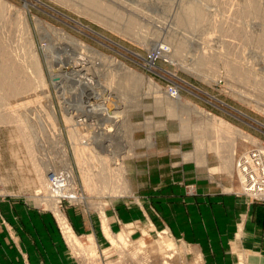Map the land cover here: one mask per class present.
<instances>
[{"label": "rangeland", "instance_id": "1", "mask_svg": "<svg viewBox=\"0 0 264 264\" xmlns=\"http://www.w3.org/2000/svg\"><path fill=\"white\" fill-rule=\"evenodd\" d=\"M97 1L88 5L85 0H0L1 37L9 40V48L13 43L15 49L11 50H17L19 58L25 56L20 58L23 64L30 63L26 73H34L33 78L28 76L31 83L40 74L44 78L39 79L45 81L42 86L36 80L42 87L33 83L36 86L30 94L23 95L30 101L19 96L10 99L15 107L23 101L30 103L29 107L24 102L23 108L18 107L23 116H12L17 120L12 122L11 116L4 114L11 120L6 121L3 113L9 111V106L0 105L2 120L7 122L0 123V264H16L26 258L20 238L27 236V230L42 231L36 224L46 220L44 217L49 218V226L44 229L59 233L68 264H132L133 255L143 260L142 264H154L160 258V243L166 240L173 242L178 251L172 264H181L183 259L186 264H199L198 258L203 264H219L220 253L242 249L236 244L227 250L219 246L218 231L210 229L217 228L218 223L208 221L219 213L216 204L213 207L214 203H209L204 211L201 203L189 206L185 200L198 195L197 182H201L210 187V197L232 194L264 204L246 193L239 167L240 161L254 162L257 153L264 157V40H260L264 34V0H258L261 8L252 9L246 8L252 0ZM191 6L192 22L182 24L180 18ZM198 8L206 13L201 22ZM256 9L263 12L258 10V14ZM37 61V70L41 69L38 74L32 67ZM238 62L243 65L241 71L233 69ZM25 66L17 74H22ZM123 75L128 76V82ZM129 78H135V85L131 82L133 89ZM120 79L126 81L121 80L122 86L131 91H124L119 83L127 93L117 88L124 95L116 102V83ZM199 111L226 121L250 138L233 134L237 139L228 136L234 147L231 150L226 146L225 156L216 149L201 155L195 137L202 126L212 127L213 122ZM22 121L27 130L25 124H20ZM185 121L191 124L190 129ZM21 130L32 136L27 138ZM211 130L208 129L210 138ZM160 133L164 142L157 148L154 141ZM215 138L214 135L211 140ZM77 141L89 147L87 155L78 156ZM233 153L234 161L230 157ZM98 156L100 160L107 157L112 168L125 167L122 176L128 189L125 185L123 192L107 190L108 194H103L101 187L93 188L84 181L83 174L89 171L87 164L99 163ZM226 157L232 159H223ZM192 165L202 171L206 182L196 178ZM176 188L183 189L182 197L175 196ZM172 211L180 215V224L170 217ZM187 211L191 221L186 220ZM200 217L207 220L200 221ZM123 232L130 233L132 243L118 248L111 237ZM72 237L79 240L83 250L96 247V254L85 257L78 253L69 241ZM141 240L147 247L141 248L144 254L137 249ZM55 249L48 244L44 248L52 261L55 253L61 254ZM140 250L145 256L139 254ZM242 256L235 264H247Z\"/></svg>", "mask_w": 264, "mask_h": 264}, {"label": "bare ground", "instance_id": "2", "mask_svg": "<svg viewBox=\"0 0 264 264\" xmlns=\"http://www.w3.org/2000/svg\"><path fill=\"white\" fill-rule=\"evenodd\" d=\"M83 1V0H82ZM86 2H87V4L88 5H91V4H95L96 3V1H95V3L93 2V0L92 1H89V0H85ZM89 1V2H88ZM99 1V0H98ZM97 1V2H98ZM255 1H257V4H255L254 2ZM243 2H245V0L243 1ZM3 3V2H2ZM98 3H100V2H98ZM97 3V4H98ZM196 3V2H195ZM201 3H202V1H201ZM247 3V2H246ZM100 4H102V3H100ZM195 5V4H194ZM258 0H252V1H249L248 2V4H247V6H246V8L248 7V8H250V9H252V8H261V7H258ZM86 6V5H85ZM94 6V5H93ZM98 6V5H97ZM100 6V5H99ZM196 6H197V4H196ZM196 6H195V8H196ZM198 6H200V5H198ZM242 6H243V4H242ZM84 7V6H83ZM91 7V6H90ZM90 7H89V10H90ZM183 7H184V5H183ZM244 7V6H243ZM242 7V8H243ZM188 8V7H187ZM194 8V9H195ZM247 8V9H248ZM100 10H101V12L102 13H104L105 11H103L102 9H104V8H99ZM199 9V8H198ZM249 9V10H250ZM94 10V9H93ZM92 10V11H93ZM97 10H98V8H97ZM96 10V11H97ZM248 10V11H249ZM255 10V9H254ZM257 10V9H256ZM259 10V9H258ZM257 10V12L256 13H258V14H261L259 11ZM185 11V10H184ZM252 11V10H251ZM251 11H249V12H251ZM248 12V13H249ZM254 12V11H253ZM93 13V12H92ZM102 13H100L101 15H102ZM114 13V12H113ZM197 13V16H198V20L201 22V20L204 18V15L206 14L205 12H204V10H203V8H201V9H199L198 10V12H196ZM97 14V13H96ZM106 14V13H105ZM108 14H109V12H108ZM179 14V13H178ZM194 14V11H193V9H192V6L191 7H189L188 8V11H187V13H186V16H183V18H180V22L183 24H186V23H190V22H192V18H191V15H193ZM95 15V14H94ZM108 16V15H107ZM116 16V15H115ZM206 17V16H205ZM262 17H264V15L262 16ZM122 18V17H121ZM102 19H106L104 16H103V18ZM110 19V18H109ZM264 19V18H263ZM205 20V19H204ZM109 21V20H108ZM203 21V20H202ZM116 22V21H115ZM120 22V21H119ZM195 22V21H194ZM121 23V22H120ZM129 23V22H128ZM133 23V22H132ZM132 23H130V24H132ZM264 23V22H263ZM191 24V23H190ZM193 24V23H192ZM186 26V25H185ZM189 26V25H188ZM238 27V26H237ZM239 29V28H238ZM242 30V29H241ZM264 30V29H263ZM1 32V31H0ZM2 34H3V32H2ZM3 37V36H2ZM1 37V34H0V93H2L4 96L2 97V94L0 95L2 98H0V100H1V102H0V105L2 106V104H4V105H7V106H9V107H7L8 109H9V111L7 110V112H9L8 114H7V112L6 113H3V116H4V114H6V115H8V116H11V120L13 119V120H17V119H15V118H12V116H16V118H18V116H21L22 115V111L20 112V110H19V108L18 107H22L23 106V102L24 101H26L27 99H28V97L27 96H25V97H23V95L25 94H27V93H29L31 90H32V88H34V86H36V85H38V86H36V87H39V86H41L42 85V83L43 82H45V81H41L43 78H41V75L42 74H40L39 76H40V79H39V76H37L36 74V77H38V79L40 80L39 82H41V85L39 84V82H38V84H36L35 83V81L37 80L38 81V79L37 78H35V79H33V81L34 82H32L31 83V81L32 80H30L31 79V77H32V73H31V76H30V73L28 74V73H26V67H28L29 65H30V63H29V65H27V63H25L26 64V66H25V64H23L22 62H21V59H23V56H21L20 58H19V56L21 55H18L19 53L18 52H16V51H14V46H12V44H11V48H14L13 49V51L15 52V53H17V55H15V53H13V51L11 50V48H9L10 47V45H9V43L7 44L6 42L7 41H9V40H4L3 38ZM5 37V36H4ZM245 37V36H244ZM247 37V36H246ZM8 39V38H7ZM248 39V37L246 38V40ZM260 40H264V34L260 37ZM262 42H264V41H262ZM82 44V43H81ZM27 46H29V45H27ZM82 48H84V47H82ZM20 49V48H19ZM24 49V48H23ZM32 49V48H31ZM81 50V49H80ZM19 51V50H18ZM30 52V51H29ZM32 52V51H31ZM47 52V51H46ZM93 52L95 53V50H93ZM25 54H26V52H24ZM27 54H29V53H27ZM33 54V53H32ZM66 54V53H65ZM25 57V56H24ZM33 57V56H32ZM86 57V56H85ZM207 57V56H206ZM209 57V56H208ZM215 57V56H214ZM84 58V57H83ZM25 59V58H24ZM204 60H205V57H204ZM203 60V61H204ZM208 60V59H207ZM35 61V60H34ZM33 62V61H32ZM22 63V64H21ZM35 63L36 62H34V66H32L33 67V69L35 68L36 69V72H37V74L38 73H40V70L38 71L37 70V68L38 67H40V66H38V65H40L39 63H38V61H37V63H36V65L37 66H35ZM85 63H86V61H85ZM203 63V62H202ZM95 64V63H94ZM231 64H233V63H231ZM238 64H239V62H238ZM25 66V69L24 68H22V69H24V70H22L23 71V73L22 74H24L25 73V75H22L21 73H18L17 74V72L19 71L18 69L20 68V67H22V66ZM49 65V64H48ZM228 65V64H227ZM230 65V64H229ZM236 65V64H235ZM52 66V65H51ZM238 66V67H237ZM236 66V68H233L234 70H236V71H241L242 70V64L240 63L239 65H237ZM100 67V66H99ZM31 68V67H30ZM50 68V67H49ZM86 68V67H85ZM98 68V67H97ZM244 68V67H243ZM241 69V70H240ZM245 69V68H244ZM18 70V71H17ZM29 70V68H27V71ZM79 70V69H78ZM32 71H34V70H32ZM50 71V70H49ZM20 72V71H19ZM35 72V71H34ZM35 72V73H36ZM99 72V71H98ZM103 72V71H102ZM118 72V71H117ZM110 73V72H109ZM129 73V72H128ZM134 73V72H133ZM21 74V75H20ZM34 74V73H33ZM240 74V73H239ZM250 74V72L249 73H244V75L245 76H248ZM34 75V76H35ZM111 75H114V74H111ZM128 75V74H127ZM130 75V74H129ZM132 76L133 75H135V74H131ZM28 76H30V79H29V77ZM105 76V75H104ZM132 76H131V78H132ZM97 77V76H96ZM112 77H114V76H112ZM111 77V78H112ZM118 77V76H117ZM126 75L124 76L123 75V79L125 80L126 78H127V82H128V76L126 77ZM134 77V76H133ZM141 77V76H140ZM33 78V77H32ZM99 78V77H98ZM121 78V77H120ZM135 78H136V75H135ZM134 78V79H135ZM142 78V77H141ZM246 79L248 78V77H245ZM104 79V78H103ZM134 79H130L129 78V83L131 84V82L134 80ZM249 79V78H248ZM122 79H120V81H121ZM136 80H137V78H136ZM118 81V84L116 83V85L118 86L119 85V83H121V86L123 85V82L124 83H126V81ZM135 81V80H134ZM133 81V82H134ZM140 81V80H139ZM132 82V83H133ZM138 82V81H137ZM33 83H35L36 85H34ZM128 83V84H129ZM136 83V82H135ZM135 83H133V85H135ZM33 84V85H32ZM111 84H113L114 85V83H111ZM128 84H126V85H128ZM112 85V87H111V85H109L111 88H113L114 89V91H115V85L113 86ZM132 85V84H131ZM131 86L130 88L131 89H133L132 87H134V86ZM42 86H44V85H42ZM41 86V87H42ZM116 86V90L117 91H115V95L116 96H114V98H116L115 100H116V102L119 100V98L120 97H122L124 94L122 93V92H124V91H126V88H127V91L128 90H130L131 91V89L129 88V87H124V86H122V87H124L123 89H125L124 91H122L123 89H121L120 87V85H119V87H117ZM91 87V86H90ZM117 88H120L121 89V91H120V89H117ZM129 88V89H128ZM37 90L36 91H38V88H36ZM40 89V88H39ZM44 90V89H43ZM112 90V89H111ZM120 92H119V91ZM34 92V91H33ZM113 92V91H112ZM117 92V93H116ZM38 93V92H37ZM124 93H127V92H124ZM30 94V93H29ZM33 93H31V95H32ZM39 94V93H38ZM98 94V93H97ZM20 95H22V97L20 96ZM31 95H28V96H31ZM36 95V94H35ZM16 96H19L20 98H22V100L25 98V100L22 102V100H20L22 103L21 104H16V107H15V105L14 104H12L13 102H11L10 101V99L11 98H15ZM44 96H46V95H43V97ZM18 97V98H19ZM26 97H27V99H26ZM33 97V96H32ZM35 97V96H34ZM39 97V96H38ZM131 97V96H130ZM19 98V99H20ZM127 98V97H126ZM16 99V98H15ZM14 99V102L15 101H18V99L17 100H15ZM29 99L31 100V98L29 97ZM28 99V100H29ZM47 99V98H46ZM111 99H112V96H111ZM122 99V98H121ZM4 100V101H3ZM12 100V99H11ZM29 100V101H30ZM35 100V99H34ZM38 100V99H37ZM73 100V99H72ZM97 100V99H96ZM3 101V102H2ZM9 101L11 102V104L14 106V107H12L11 106V104L9 103ZM32 101H33V99H32ZM31 101V102H32ZM36 101V100H35ZM34 101V102H35ZM40 101V100H39ZM46 101H49V100H46ZM46 101H44L43 100V102L45 103ZM37 102V101H36ZM112 103H116L115 101H111ZM120 102V101H119ZM2 103V104H1ZM17 103V102H16ZM18 103H20V102H18ZM25 103V106H26V102H24ZM29 103V102H28ZM49 103V102H48ZM128 103V102H127ZM110 104V103H109ZM3 105V107H5ZM28 105V104H27ZM29 105H30V103H29ZM29 105H28V107H29ZM34 105V104H33ZM36 105V104H35ZM34 105V106H35ZM43 105V104H42ZM42 105H40L41 107H42ZM63 105V104H62ZM100 105H101V103H100ZM11 106V107H10ZM32 106V105H31ZM30 106V107H31ZM33 106V107H34ZM38 106V105H37ZM39 106V107H40ZM104 106V105H103ZM2 107V108H3ZM27 107V108H28ZM40 107V108H41ZM88 107V106H87ZM185 107V106H184ZM6 108V109H7ZM18 108V109H17ZM23 108V107H22ZM4 110H6L5 108H3ZM41 109H43V108H41ZM66 109V108H65ZM180 109V108H179ZM183 109V108H182ZM29 110V109H28ZM33 110H34V108H33ZM36 110V109H35ZM49 110V109H48ZM173 110H175V109H173ZM39 111V110H38ZM177 111V110H176ZM183 111H186V110H184L183 109ZM188 111V110H187ZM2 112L3 111H1L0 110V114H2ZM25 112V111H24ZM23 112V113H24ZM26 112H27V110H26ZM36 112V111H35ZM34 112V113H35ZM69 112V111H68ZM202 115H205L208 119H211V120H208V121H210V122H213V123H211L212 124V127H207L206 126V128L205 127H201L202 129L200 130L201 131V133L200 134H197V136L195 137V141H196V144H197V146H196V149L198 148L199 149V151H202V152H199L200 154L202 153L203 155H206L208 152H209V150L208 149H216L217 151H216V153H225V151H227V148H226V146H229V149H231L232 150V148L231 147H234V144H231V142L232 141H230L229 139L231 138L232 140H233V137L234 136H236L237 135V137L239 138V136L241 135V137L243 136V138L244 137H246V139L247 138H250V137H248L247 135H245L241 130H239V129H237L236 127H233L232 125H230L229 123H227L226 121H224V120H222V119H219V118H217V117H214V116H209L208 117V115H210L208 112H205V111H199ZM30 113V112H29ZM34 113H31V114H34ZM50 113V112H49ZM80 113V112H79ZM117 113H119V112H117ZM36 114V113H35ZM42 114V113H41ZM66 114V113H65ZM94 114V113H93ZM199 114V113H198ZM6 115L4 116L5 117V120L8 118V120H10L9 119V117L7 116V118H6ZM25 115V114H24ZM119 115V114H118ZM1 116V115H0ZM23 116V115H22ZM25 116H27V115H25ZM76 116V115H75ZM201 116V115H200ZM4 117H0L1 119H0V123H1V120H2V118H4ZM35 117V116H34ZM204 117V116H203ZM211 117V118H210ZM117 119V118H116ZM4 120V119H3ZM2 120V123H4L5 121H3ZM10 120V121H11ZM13 120H12V122H13ZM34 120H35V118H34ZM7 121V120H6ZM10 121L8 122V123H10ZM20 121V120H19ZM23 121H25L24 119H23ZM23 121L20 123V124H23ZM115 121V120H114ZM12 122H11V124H12ZM14 122H16V121H14ZM35 122V121H34ZM190 122V121H189ZM5 123H7V122H5ZM16 123H18V122H16ZM29 123V122H28ZM32 123V122H31ZM185 123H186V121H185ZM188 123V122H187ZM186 123V124H187ZM25 124V123H24ZM24 124H23V126H24ZM30 124V123H29ZM184 124V123H183ZM185 124V125H186ZM206 125H207V122L205 123ZM32 125V124H31ZM34 125V124H33ZM38 124H36V126H37ZM80 125V124H79ZM189 125H191L190 123H189ZM188 124L186 125L187 127H188V129H190L191 127L189 126ZM22 126V127H23ZM25 128H26V130H27V128L28 127H26V124H25V126H24ZM23 127V128H24ZM184 127V126H183ZM187 127H185V128H187ZM19 128H21V127H19ZM22 128V130H25V129H23ZM164 128V127H163ZM212 129L211 130V132L213 131V138H214V135H215V141H212L211 140V138L209 137L212 133H210L209 131H208V129ZM40 129V128H39ZM84 129V128H83ZM98 129V128H97ZM128 129V128H127ZM21 130V131H22ZM30 130V129H29ZM35 130V129H34ZM75 131L74 132H76V130L78 131V128H76L75 127V129H74ZM54 131V130H53ZM56 132H57V130H55ZM128 131V130H127ZM130 131V130H129ZM128 131V132H129ZM23 132V131H22ZM28 132V131H27ZM43 132V131H42ZM70 132V131H69ZM73 132V133H74ZM116 132V131H115ZM184 132V131H183ZM23 133H25L26 134V132H23ZM31 133V132H30ZM72 133V134H73ZM181 133H182V131H181ZM185 134H186V132H184ZM209 133H210V135H209ZM40 134V133H39ZM38 134V135H39ZM49 134V133H48ZM55 134H57V133H55ZM69 134V133H68ZM115 134H118V133H115ZM131 134V133H130ZM183 134V133H182ZM233 134H235L234 136H232ZM26 135H28L27 136V138L28 137H31L32 136V134H31V136H29V134L27 133ZM36 135H37V133H36ZM52 135V134H51ZM79 135V134H78ZM112 135V134H111ZM239 135V136H238ZM23 136H25V135H23ZM22 136V137H23ZM42 136H44V134L42 135ZM228 136L230 137L229 139H228ZM80 137V136H79ZM40 138V137H39ZM42 138V137H41ZM40 138V139H41ZM226 139V141L228 140L229 142H225V140H224V143H223V139ZM26 139V138H25ZM31 139H33V137L31 138ZM74 139L76 140L77 139V137H74ZM121 139V138H120ZM132 139V138H131ZM237 139V138H236ZM235 139V137H234V140H236ZM94 140V139H93ZM126 140V139H125ZM251 140V139H250ZM26 141V140H25ZM31 141V140H30ZM29 141V142H30ZM34 141H35V138H34ZM72 141V140H71ZM112 141H113V139H112ZM117 141V140H116ZM133 141V140H132ZM28 142V141H27ZM39 142V141H38ZM44 142V141H43ZM42 142V143H43ZM75 142V141H74ZM73 142V143H74ZM127 142V141H126ZM252 142H253V140H252ZM34 143V142H33ZM102 143V142H101ZM135 143V142H134ZM141 144V143H140ZM112 145V144H111ZM115 145V144H114ZM120 145V144H119ZM233 145V146H232ZM105 146H106V144H105ZM129 146H132V145H130L129 144ZM236 146V145H235ZM32 147V146H31ZM65 147V146H64ZM96 147V146H95ZM100 147V146H99ZM116 147V146H115ZM75 148H76V150H77V152H78V156H81V155H83V154H86L87 155V153H86V151L88 150V148L89 147H87V145H84L82 142L80 143V142H76V146H75ZM112 148V147H111ZM118 148V147H117ZM224 148H226V150L224 149ZM236 148V147H235ZM234 148V149H235ZM98 149V148H97ZM96 149V150H97ZM132 149V148H131ZM92 150V149H91ZM225 150V151H224ZM231 150L230 151H228L229 152V155H231L232 154V152H231ZM31 151V150H30ZM63 151H64V149H63ZM93 151H94V149H93ZM106 151V150H105ZM113 151H115V150H113ZM121 151V150H120ZM124 151H125V149H124ZM123 151V152H124ZM215 151V150H214ZM32 152V151H31ZM92 152V151H91ZM197 153H198V151H196ZM230 152H231V154H230ZM235 152V151H234ZM63 153V152H62ZM88 153H90V150L88 151ZM97 153V152H96ZM113 153H115L116 154V152H113ZM223 153V154H224ZM236 153V152H235ZM235 153H233V155L232 156H230V157H233L234 156V154ZM32 154V153H31ZM94 154V153H93ZM93 154H92V156H93ZM129 154V153H128ZM201 154V155H202ZM220 154V155H221ZM89 155V154H88ZM99 155V154H98ZM119 155V154H118ZM219 155V154H218ZM219 155V156H220ZM227 155V154H226ZM44 156V155H43ZM76 156V155H75ZM91 156V157H92ZM95 156H96V154H95ZM94 156V157H95ZM113 157H114V155H112ZM117 156V155H116ZM199 156V155H198ZM224 156H225V154H224ZM89 157V156H88ZM90 157V158H91ZM99 157V160H100V156H98ZM111 157V156H110ZM194 157V156H193ZM196 157V156H195ZM201 157V156H200ZM207 157V156H206ZM221 157H223V156H221ZM230 157H226V158H223V159H230ZM41 158V157H40ZM53 158V157H52ZM97 158V157H96ZM95 158V159H96ZM102 159L99 161V163H97V161H96V163H93V164H87V165H89V167H88V169H89V171L88 172H85V174H83L84 175V181H86L87 182V184L89 183L91 186H93V188H94V186L95 187H97V188H99V187H101L102 189V193L103 194H105V193H107L108 194V192L110 191V192H120L119 190H121L122 192L125 190L124 189V186L126 185L127 186V181L125 180V178H124V176H122L123 175V172H126V170H125V167L124 166H122V167H119V168H112V167H110V164H109V159H107V157H101ZM48 159V158H47ZM79 159H80V157H79ZM86 159H89V158H86ZM113 159V158H112ZM117 159V158H116ZM120 159V158H119ZM192 159V158H191ZM201 159H203V157L201 158ZM204 159H206V158H204ZM203 159V160H204ZM223 159H222V162H223ZM232 159V158H231ZM230 159V160H231ZM43 160V159H42ZM91 160V159H90ZM89 160V161H90ZM98 160V159H97ZM111 160V159H110ZM122 160V159H121ZM51 161V160H50ZM88 161V162H89ZM197 161V160H196ZM202 161V160H201ZM233 161H234V157H233ZM54 162V161H53ZM203 162H206V160H204ZM230 161H228V163H229ZM123 163V162H122ZM207 163V162H206ZM220 163V162H219ZM223 163H226V161L225 162H223ZM228 163L226 164V165H228ZM232 163V161L230 162V164ZM49 164V163H48ZM199 164H200V162H199ZM229 164V165H230ZM117 165V164H116ZM122 165V164H121ZM204 165H206V164H204ZM225 164H222L221 163V166L223 167ZM34 166H35V164H34ZM44 166V165H43ZM54 166V165H53ZM65 166V165H64ZM231 166V165H230ZM230 166H228V167H230ZM38 167V166H37ZM37 167H35V168H37ZM50 167V166H49ZM48 167V168H49ZM66 167V166H65ZM222 167H220V168H222ZM227 167V166H226ZM45 168V167H44ZM47 168V169H48ZM61 167H59V169H60ZM224 168V167H223ZM232 168V167H231ZM41 169H42V167H41ZM47 169H44V170H47ZM50 169V168H49ZM57 169V168H56ZM215 169V168H214ZM213 168H212V171L214 170ZM35 170V169H34ZM37 170H39L38 172H40V168L39 169H37ZM37 170H36V172H37ZM53 170V169H52ZM58 170V169H57ZM216 170V169H215ZM221 170V169H220ZM42 171V170H41ZM49 171V170H48ZM211 171V170H210ZM211 171V172H212ZM218 170H216V172H217ZM231 171H232V169H231ZM35 172V171H34ZM38 172L36 173V174H38ZM52 172V171H51ZM48 173V172H47ZM42 174H43V172H42ZM42 174L40 173V175L42 176ZM44 174H46V171H45V173ZM43 174V175H44ZM53 174H55V173H52V175ZM59 174V173H58ZM39 175V174H38ZM37 175V176H38ZM48 175V174H47ZM47 175L46 176H44V178H46L47 177ZM56 175V174H55ZM121 177L120 178V181H118L119 180V178H118V180L117 181H115L116 179H117V177ZM43 177V176H42ZM50 177H52V176H50ZM49 177V175H48V178H50ZM55 177V176H54ZM40 178V177H39ZM43 178V179H44ZM56 178V177H55ZM55 178H52V179H54L55 180ZM58 178V177H57ZM242 178V177H241ZM42 179V180H43ZM243 179V178H242ZM49 180V179H48ZM52 180H50L49 182H51ZM38 182H40L39 180H38ZM54 182V181H53ZM85 182V183H86ZM42 183V182H41ZM44 183H45V181H44ZM43 183V184H44ZM46 184V183H45ZM44 184V185H45ZM86 185V184H85ZM53 186V185H52ZM125 186V187H126ZM45 187V186H44ZM49 187H50V185H49ZM55 187V186H54ZM90 187V186H89ZM55 188H57V187H55ZM54 188V189H55ZM65 188V187H64ZM87 188V187H86ZM85 188V189H86ZM48 189H50L51 190V188H47V191H48ZM88 189V188H87ZM90 189H92L91 187H90ZM127 189H128V186H127ZM59 190V189H58ZM62 190V189H61ZM72 190V189H71ZM97 190V189H96ZM101 190H99V192L101 191ZM107 190H109V191H107ZM56 191V190H55ZM63 191V190H62ZM89 191V190H88ZM103 191H106L105 193L103 192ZM50 192V191H49ZM48 192V193H49ZM87 192V191H86ZM90 192V191H89ZM99 192H97V194H99ZM45 193H46V191H45ZM54 193V192H53ZM59 193V192H58ZM70 193H71V191H70ZM74 193V192H73ZM101 193V192H100ZM130 193V192H129ZM52 194V193H51ZM69 194V193H68ZM114 194V193H113ZM49 195V194H48ZM111 195V194H110ZM120 195V194H119ZM63 196H65L64 194H63ZM69 196H73V195H69ZM112 197H115V196H112ZM50 199H51V196H50ZM54 199V198H53ZM57 201V200H56ZM56 204V203H55ZM98 206V205H97ZM129 233V232H128ZM128 233H125V232H123V233H121V234H119V235H116V236H113V237H111V240L113 241V243H114V245L115 246H117L118 248H127V247H129L130 246V244L132 243L131 241V238H130V233L128 234ZM111 236V235H110ZM69 241L71 242V244H72V246L75 248V249H77V251H80V252H78V253H81L82 252V254L86 257L87 255L89 256V255H93V254H96V247H91L90 248V251L89 250H87V249H85V250H83L82 249V245H81V243L79 242V240L78 239H76V238H70L69 239ZM139 243H138V246H137V249H141V248H143L144 246L146 247V245H145V242H143L142 240L141 241H138ZM112 243V244H113ZM134 244V243H133ZM144 247V248H145ZM147 248V247H146ZM160 248H161V252H159L160 253V258L158 257V258H153V259H155L154 260V264H172L173 263V259L175 258V254H177L178 255V251H177V249H176V247H175V244L173 243V242H171V241H169V240H166V241H161V243H160ZM162 248H165V249H163V250H165V251H162ZM125 250V249H124ZM132 250H134V249H132ZM142 250V249H141ZM141 250L139 251L140 253L139 254H141ZM137 251L138 250H136V248H135V253L134 254H136L137 253ZM134 252V251H133ZM144 252V250H142V253ZM130 253V252H129ZM145 253V252H144ZM143 253V254H144ZM179 253H180V251H179ZM138 254V255H139ZM142 255V254H141ZM184 255V254H183ZM136 255H133V257H134V259L132 258V264H142V263H140V262H142L143 260H141V259H138V258H136L135 257ZM142 256H145V255H142ZM149 257V256H148ZM147 256L145 257V260H146V258H148ZM243 257V256H242ZM140 258V257H139ZM243 259V258H242ZM89 260V259H88ZM147 260H149V259H147ZM152 260V259H151ZM180 262H181V264H186V262H185V259H183L182 261L180 260ZM199 264H203V262L201 261V258H198V261H197ZM243 262V261H242ZM245 262V261H244ZM145 263V262H144ZM147 263V262H146ZM152 263V262H151ZM176 263H179L178 262V260H177V262ZM241 264V263H240Z\"/></svg>", "mask_w": 264, "mask_h": 264}, {"label": "crops", "instance_id": "3", "mask_svg": "<svg viewBox=\"0 0 264 264\" xmlns=\"http://www.w3.org/2000/svg\"><path fill=\"white\" fill-rule=\"evenodd\" d=\"M162 135L161 133L156 134L154 144H156L157 148H161L162 141L164 142ZM192 167L196 170L193 171L196 172V178H202L203 182H206L202 171L198 170L194 165ZM181 190L176 188L175 196L182 197L184 194ZM197 190V196L186 197L185 201L188 205L190 204L189 206L196 202L198 204L201 203L204 211L209 208V203L213 202V207L217 205L218 215L212 216L208 221L218 223L217 228L210 229L218 231L219 235L217 236L220 238L219 246L224 245L227 250L229 249L227 247H232L236 244L242 249L234 251L233 248H230V251L220 253L218 263L235 264L240 259V255H243L247 259V264H264V204L251 202L243 197L232 194H216L210 197V187L207 184H201V182H197ZM174 200L177 201V199ZM170 207H172V210H175L173 206ZM187 214L188 211L186 216ZM170 217L174 218L177 224L181 223V221L179 222L180 215L176 211H172ZM44 219L46 220H42V222L36 224V227L43 229L42 231L27 230V236L25 238L23 236V239L20 238V244L26 258L19 259L16 264H68L67 256L65 255V245L59 233L44 229L45 226H49V218L44 217ZM186 220L191 221L189 216H187ZM199 220L205 222L207 218L200 217ZM17 234L19 235L18 232ZM54 235L56 238H51ZM47 244L50 247L56 248V251H61V254L55 253L53 261L51 260V256L44 251Z\"/></svg>", "mask_w": 264, "mask_h": 264}, {"label": "built area", "instance_id": "4", "mask_svg": "<svg viewBox=\"0 0 264 264\" xmlns=\"http://www.w3.org/2000/svg\"><path fill=\"white\" fill-rule=\"evenodd\" d=\"M239 167L246 193L264 201V157L257 153L254 162L243 160Z\"/></svg>", "mask_w": 264, "mask_h": 264}]
</instances>
